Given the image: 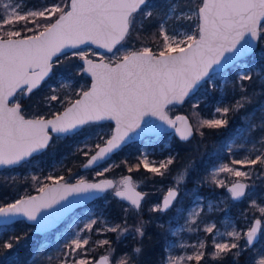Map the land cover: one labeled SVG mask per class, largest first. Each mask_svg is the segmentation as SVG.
Listing matches in <instances>:
<instances>
[{
	"label": "snow or ice",
	"instance_id": "snow-or-ice-1",
	"mask_svg": "<svg viewBox=\"0 0 264 264\" xmlns=\"http://www.w3.org/2000/svg\"><path fill=\"white\" fill-rule=\"evenodd\" d=\"M168 2L170 6L164 14L165 19L172 18L179 7V0L176 3L171 0ZM0 8L3 9L0 12V165L4 166L20 164L33 153L45 149L51 139L49 129L53 133L69 134L94 121L115 120L116 127L109 138L98 137L103 146L97 143L94 154L90 155L93 149L87 142L82 148H77L78 152L88 157L87 163L82 165L84 168L109 158L129 138L130 132L140 128L141 121L146 116L158 117L174 128L182 140H187L193 134V128L187 118L177 116L175 120L171 119L165 111L166 107L183 102L198 83L208 77L213 65L221 63L226 52L237 50V45L244 41L238 50L244 55L253 49L254 43L264 35V0H199V3L186 5L185 11L176 16V19H198L197 26L191 33L174 29L170 35L162 22L159 26L161 43L158 45V51H153L150 47L126 50L119 55L114 53L113 60L105 63L103 57L99 62L89 59L91 49L85 51L80 46L87 43L96 44L108 52H113L118 45L122 47V42L134 28L143 27L142 19L152 17L149 0H61V3H53L42 10H23V14L24 5L21 0H0ZM137 15L141 16V21L137 20ZM38 18L49 22L38 23ZM53 18L54 22H50ZM29 24H32V27H29ZM22 32L32 34L23 35ZM66 49L71 50L70 55ZM61 57L68 60L79 58L82 65L76 69V74L89 75L91 86L87 90L81 86L79 98L74 101L67 96L61 98L55 94L57 89H51L54 94L46 96L44 103L48 107H51L54 101L62 105L66 103L68 106L63 112L52 113L51 118L41 115L26 119L21 114V105L10 104L9 98H15L18 94H31L53 71L54 63L62 62ZM251 79L252 75L247 69L238 75L239 81ZM60 87L66 88L68 84L62 82ZM246 101L250 102L247 96H242L232 109L217 108L216 113L227 114L229 111L239 110L244 107ZM177 122H180L182 127H178ZM227 123L226 118L203 119L199 121V126L218 129ZM260 126L264 127V122ZM255 127L256 125H250L252 129ZM200 134L203 135L202 132ZM155 163L144 155L135 167L138 170L143 165L148 172L163 176L173 160L169 158L161 161L158 167L153 166ZM258 163L264 165V152L256 155L255 159L233 161V164L241 166H253ZM131 171L129 168V172ZM217 172H229L235 177H250L248 171L228 165L220 167ZM183 178V174L177 177V183ZM36 179L37 177L33 176V180ZM213 179L215 180V175ZM59 180H63V177ZM217 183L222 185L223 181ZM137 187L138 184L131 176H124L118 182L107 179L98 183H90L84 179L78 180L76 184L57 182L52 186H42L38 196L22 198L6 207H0V216L22 214L27 220L35 221L41 209L51 208L72 193L104 192L107 189H113L115 197L128 201L131 207L138 211L146 193L137 191ZM250 187L252 186L237 180L228 191L233 199H240ZM176 196L177 190L169 189L162 204L154 205L151 210H167ZM251 207L264 215V207L258 205L256 200L251 201ZM198 215V210L192 213L193 223ZM98 222L102 223L103 227L96 228V232L124 234L129 231L126 221L124 226L119 223L109 226L107 221L89 219L73 238L65 242L60 256L57 257L58 264H109L113 251L109 240L95 242L98 247L109 245V254L101 256L98 261L81 256H86V246L89 245L90 238L87 235L81 236L80 233H91ZM141 225L135 227V232L142 237L144 232ZM215 228L213 223L206 225L204 231L212 233ZM261 230L260 218L255 219L243 233L233 226L231 231L221 234L220 237L221 240L225 236L229 237L232 242H217L213 238L214 251L211 253V259L217 260L233 249L237 250L235 255L238 256L241 238L245 240L244 247L247 248L253 245ZM19 239L20 237H15L16 241ZM3 247L11 249L13 243L5 242ZM192 247L196 249L192 255L169 256L167 264H185V261L192 260L199 264L205 255L203 249L206 245L201 240ZM133 251L139 253L140 249ZM118 264H127V255L122 257ZM259 264H264V259H261Z\"/></svg>",
	"mask_w": 264,
	"mask_h": 264
},
{
	"label": "trees",
	"instance_id": "trees-1",
	"mask_svg": "<svg viewBox=\"0 0 264 264\" xmlns=\"http://www.w3.org/2000/svg\"><path fill=\"white\" fill-rule=\"evenodd\" d=\"M31 1L42 4H50L56 1L61 2V0ZM192 1L199 3V0ZM35 4L37 5V3ZM161 5L162 0H149V6H152L153 11L152 17L142 19L140 15H137L138 21L142 19L143 27L134 28L125 41H123L124 45L131 46L135 50L146 46L152 48L153 51L159 50L158 45L161 43L159 26L165 14L161 9ZM53 21L54 18L50 22ZM37 22L44 24L49 21L38 18ZM28 26L32 27V24ZM22 34L30 35L32 33L22 32ZM241 61L248 62L247 70L252 75L251 80L239 81L238 75L232 72L225 80V83L218 80V83L213 84L207 80L184 103L169 106V111L172 114L182 112L189 116L194 127V135L189 140H181L175 134L173 135L172 145L166 148L163 154L173 156L174 160L172 166L164 171L163 176L148 172L144 169L143 165L138 170L136 169L135 165L143 158L141 140H135L126 144L100 166L109 164L106 173L114 178L128 173L132 174L134 179L144 180L148 178L149 181L147 184H144V187L149 190L148 193L155 194L160 187L174 183V172L176 171L174 164L180 162L187 168L188 175L185 179V184L190 192L193 193L195 186L198 184L206 187L207 183L212 182L210 166L228 161L231 151H229L227 143L239 137V131L242 127L249 129L250 125H256L254 129L250 128L252 129L250 136H254L255 138L264 137V127L260 126L264 122V35L260 36L256 49L251 54L242 58ZM60 69L54 63L53 72L58 73ZM65 71L68 72L69 70ZM79 76L81 80H84L85 84L83 86L84 90H86L90 86L91 79L87 75ZM51 79L53 78L50 76L31 94L19 95L18 100L21 105V111L25 116L36 117L42 115L50 117L52 113L60 112L67 106L66 103L62 105L56 101L52 102L51 107H48L44 103V98L53 93L51 85L56 83ZM76 90L77 82L69 93L64 94L63 92H59L58 95L61 98L67 96L73 101L79 97ZM242 96H247L250 102H244V107L239 110H232L227 114L221 115L222 118H226L228 121L226 126L218 129L199 126L200 120L216 117V112L214 111L216 107H229L232 109L236 102L241 100ZM110 125L112 126L110 121L96 124L89 123L75 134L60 138L53 136L50 145L45 151L33 156L20 166L0 170V206L14 202L22 194H31L38 191L41 185L44 184L45 186L49 182L54 181L57 176L63 178L69 177L70 180H76L94 175L100 166L83 170L82 165L88 157H85L82 152H78L77 148H82L84 143L87 142L89 147L93 149L90 152L91 155L95 151L97 143L103 144L98 139V137L104 134L102 132L99 133L101 127ZM113 127L107 135L108 138L112 134ZM198 128L199 131H197ZM201 132L203 135L200 134ZM104 138L106 139V137ZM258 144L262 145L261 149L264 148V141H260ZM129 168L132 169L131 172H129ZM263 168L264 166L261 167L260 171ZM33 176L37 177V179L33 180ZM48 177H52L53 179H48ZM107 193L77 209H82L85 206H94L97 209V214L106 217L111 223L122 225L125 221H128L129 224L127 226L131 228L128 232H135V227L141 225V222H143L141 226L145 234L142 236L141 241L137 239L136 232L128 233L127 236L117 239V236L113 232L95 233V225V228L90 233V243L86 246L87 249L91 248L90 252L86 254L89 256V259L95 260L102 254L108 255L109 245H104L106 246L104 249V246H96L95 242L98 240H109L111 242L110 247L113 250L111 254L113 257L118 258L117 261L127 255L128 264H161V256L164 253L163 243L168 239V236L167 238L165 236V238L162 237L166 233L163 229V221L159 219V221H162L159 222L157 219L152 218L156 212L149 214V211H145V214L142 216H135L131 221V218L126 215V212H130L128 210L129 205L118 197L107 195ZM187 206L188 204H185L184 208ZM9 226L11 230L5 231L0 237V264H38V252L41 248V240L39 241V239H42L43 236L34 232V226L24 220L16 221L9 224ZM133 234L135 235L132 237ZM15 237H20L19 241H16ZM5 242L13 243V248H4L3 244ZM262 242H264V231L261 233L258 244L260 245ZM115 244L118 246L116 247ZM121 245L124 246L120 249ZM136 245L140 249L139 253L133 251ZM159 245H162V247L161 251L157 253ZM247 249L249 250L250 248ZM247 249L244 253H247ZM155 255L159 260L153 258ZM255 255L251 253L247 257L241 253L232 258L231 261V258L227 254L217 260H213L211 256H208L203 261V264H252L250 260H253Z\"/></svg>",
	"mask_w": 264,
	"mask_h": 264
},
{
	"label": "rangeland",
	"instance_id": "rangeland-1",
	"mask_svg": "<svg viewBox=\"0 0 264 264\" xmlns=\"http://www.w3.org/2000/svg\"><path fill=\"white\" fill-rule=\"evenodd\" d=\"M21 2L24 5V9H22V14H23V10L26 9L42 10L44 7L53 4V3L42 4L40 2H35L37 3L36 5L31 0H21ZM171 2L176 3L177 0H171ZM54 3H61V2L56 1ZM193 3L194 1L192 0H179V7L177 9L176 14L170 19H165L163 17L162 22L164 23V26L170 35L173 34L174 29L177 31H188L189 33H191V30L196 28L198 23L197 18H193L191 20L184 18L176 19V16H179L180 12L185 11L186 5H191ZM169 6L170 5L168 0H162L161 9L164 13H167ZM2 11L3 9L0 8V12ZM122 45H123L122 47L118 45L117 48L113 50V52H109V53H103L93 47H85L82 49L85 51L91 49V51L89 52V57H93L96 59L103 57V59H106L111 62L114 58V53L115 55H119L120 52L126 50H131V51L135 50L131 46L124 45V42H122ZM181 46L183 47L184 45ZM117 49H119V51ZM92 53H98L99 55H92ZM61 61L62 62L60 64H57L58 67L61 68L60 71L58 73L54 71L51 75V77L53 78L51 80L57 83V84L56 83L52 84L51 88L52 89L55 88L58 90L57 93L55 94H58L59 92L60 93L63 92L64 94H66L71 91V88L77 82L76 92L78 93L81 86L85 84L84 80L83 79L81 80L80 76L76 74V69L82 65V61H80L79 58L76 57H73L71 60H68L67 58L64 57L61 59ZM247 64H248L247 61L240 60L238 63H236L235 66L230 68V70L217 72L213 74L208 80L213 84L218 83V80L225 83L226 82L225 80L230 76L232 72H235L237 75H239L241 71L247 69L248 67ZM65 70H69V71L67 72ZM62 82L67 83L68 87L62 89L60 87ZM18 97L19 94L15 97L14 101L19 103ZM217 108L220 107H216L214 110L215 112ZM221 115L223 114L216 113L215 118H222ZM113 126L114 123H112V126L111 125L103 126L101 127L99 133L101 132L104 133L101 136H104L107 139L108 138L107 135L111 132ZM239 133L240 134L238 138H236L233 141H230V143L229 142L227 143L228 148L231 149L230 157L228 161L221 162L215 165L212 164L210 166V172L212 174L211 175L212 182L207 183L206 187H202V184H198V185L195 184L196 186L194 188L193 193L190 192L189 189H187V185L185 184V179L188 175L187 168L183 166V164L180 162H176L174 164L176 170V171L174 170L175 171L174 183L160 187L157 190V193L155 194L148 193L149 190L146 189V187H144V184H147L149 181L148 178H145L144 180L134 179V182L138 184V187L146 192V197L138 211L132 208L130 203L125 201L129 205L128 210H130V212L129 211L126 212L127 213L126 215L127 217H130L132 221V219H134L135 216L144 215L145 211H149L150 212L149 214H153L154 212H156L154 213L152 218H154L155 220L157 219V221H159V219L163 221V229L164 232L166 233L163 236L160 234V232L159 234L162 237L165 236L166 238L168 236V239H166L165 242L163 243L164 253L161 256V260H160L161 264H167V260L169 256L176 257V256L192 255L196 251V249L192 246L198 244V242L201 240L204 241L206 245L205 249H203L205 255L203 259L199 262V264H203V261H205L208 258V256H211V253L214 251L213 238H215L217 242L230 243L232 242L231 238L225 236L224 239L221 240L220 239L221 234L226 233L227 231H231L233 226L236 228L237 231H240L242 233L246 232L256 218L262 219L261 233L264 231V215H262L257 209L251 207L252 200H256L258 205L264 207V173H263L264 168L260 171L261 167H263L264 165H260L259 163L253 166H249V165L241 166V165L233 164L234 160H240L245 158L255 159L256 155L260 154L261 152H264V148L261 149L262 145L258 144L260 141H264V137L261 138L260 137L255 138L254 136H253L254 138L251 137L250 134L252 133V129L250 128L248 129L246 127H242ZM173 135H174L173 133H166L159 136H148L143 140H141L142 154L143 156L147 155L149 161L156 162L153 166L158 167L159 162L166 161L169 158L174 160L173 156H166L163 154L165 149L172 145ZM187 145H192V144H187ZM224 165H228L229 167H233V168H239L242 171H248L250 173V177L248 178L235 177L232 173L229 172H217V170ZM108 166L109 164H106L105 166H100L98 168L99 170L95 172V174L92 175L91 177L86 176L80 179L87 178V179L97 180L101 177L109 176V174H107L106 171H104L105 169H107ZM170 166H172V164H170L168 168H170ZM100 172H102L103 175L96 174ZM182 174L184 178L178 184L177 177H179ZM124 175L116 177L115 178L116 181L118 182L122 177H124ZM214 175H215V180L213 179ZM59 178H60L59 176L55 177L54 181L59 180ZM63 180L69 181L70 178L66 177L63 178ZM237 180L245 181L248 185L252 186L248 188L246 196L241 201H235L231 197V194L227 188V186L230 183H233ZM217 181H223V184L221 185L217 183ZM42 186H44V184L41 185L39 189ZM170 188H175L179 191L178 197L175 200L174 204L168 210H165L163 212L152 211L151 209L153 208L154 205L161 204L162 197L166 194V192ZM113 191H114L113 189L108 191L107 195H114ZM24 195H28V194H22V196ZM185 204H188V206L184 208ZM197 210L199 211V215L195 218V222L193 223L191 220V215L194 211ZM89 219H97L98 221H107L109 223V226L114 225V223H111L106 217L97 214V209L94 206H85L82 209L79 210L77 209L73 214L68 216L54 230L49 231L48 233L46 232L44 234H41L43 238L39 239V241L41 240L40 241L41 248L39 249L38 252V261H37L38 264H58L57 257L60 256L61 250L63 249V245L65 244V242L73 238L74 234L78 232L81 228H83L84 223L87 222ZM213 223L216 225V228L213 230V232L212 233L205 232L204 231L205 226ZM126 224L127 225L129 224L128 221L126 222ZM122 226H124V223L122 224ZM100 227H103V224L98 222L96 228H100ZM128 228L129 230L131 229L130 227ZM189 229L192 230L190 231ZM9 230H11L9 224L0 226V237L4 234L5 231H9ZM95 233H103V232L95 231ZM128 233H135V232H126L124 234L115 233V236H117V239H120L121 237L127 236ZM80 234L81 236L87 235L90 238V233L82 232ZM134 235L135 234H133L132 237ZM136 235L138 236L137 239H140L141 241L143 237L139 236L138 234ZM258 242L253 246L247 247L250 248L248 250L247 248L244 247L245 240L241 238V240L239 241V244L241 245L240 254L243 253L247 257L250 256L251 253L256 254L253 260H250V263L252 264H259V261L261 259H264V242L260 243V245L258 244ZM115 245L116 247L118 246L117 244ZM123 246L124 245H121L119 248L121 249V247ZM159 247L157 253L161 251L162 245H159ZM105 248L106 246H104V249ZM136 248L139 247L136 245ZM90 249L91 248L87 249V252H90ZM246 249L248 251L247 253H244ZM236 252L237 250L233 249L231 252L227 253V256L229 255V257L231 258L230 261L232 260V258L236 257L235 255ZM81 256L83 258L89 259L88 255L84 256L83 254H81ZM153 258L159 260V258L156 257V255ZM117 259L118 258L113 257L112 254L110 255V260L112 262L118 263ZM185 264H197V262L195 260L185 261Z\"/></svg>",
	"mask_w": 264,
	"mask_h": 264
},
{
	"label": "water",
	"instance_id": "water-1",
	"mask_svg": "<svg viewBox=\"0 0 264 264\" xmlns=\"http://www.w3.org/2000/svg\"><path fill=\"white\" fill-rule=\"evenodd\" d=\"M54 22V21H53ZM247 39V37H246ZM258 41L259 39L254 43V46H253V49H250L249 52L245 53L244 55H241L240 52L238 51L241 47V45L244 43V41H241V45H237V50H233V52H226L224 57L221 59V63L219 65H213V68L209 70V75L208 77H205L203 80H201L197 87L194 88L187 97L184 98L183 102L181 103H178V104H182L185 102V100L187 98H189L191 95H193L200 86H202V84L204 82H206L213 74L217 73V72H222V71H226V70H229L230 68H232L233 66L236 65V63H238L242 58H244L245 56L251 54L257 47L258 45ZM85 47H93L103 53H109L107 51V49L105 48H102V47H99L98 45L96 44H91V43H87V44H84V45H81L80 48H85ZM114 50V49H113ZM66 52L70 53L71 50L69 49H66L65 50ZM89 59H93L97 62L100 61L101 58L99 59H96V58H93V57H88ZM55 57L53 58V60L55 61ZM105 63H109L110 61L106 60V59H103ZM54 69V67H53ZM53 71L49 74L48 77L45 78L44 81L41 82L40 86L52 75ZM88 77H90L89 75H87ZM91 79V77H90ZM92 82V81H91ZM91 82H90V86H91ZM39 86V87H40ZM89 86V87H90ZM38 87V88H39ZM88 89V88H87ZM86 89V90H87ZM35 90V89H34ZM33 90V91H34ZM79 97H77L76 99H78ZM15 98H9L10 100V104L11 103H18L16 101H14ZM75 99V100H76ZM74 101V100H73ZM68 106V105H67ZM66 106V107H67ZM169 106L168 105L165 109L167 115L175 120V118L177 116H184L187 118V121L188 123L192 126L193 128V134L187 139H191L194 135V127H193V124L191 123L190 121V118L187 114L185 113H176V114H172L170 111H169ZM64 110V109H63ZM60 111V112H63ZM21 114L24 115L21 111ZM25 116V115H24ZM26 119H32V118H35V117H27L25 116ZM46 118H51L50 117H46ZM107 121H110L112 123H114V127H113V131H112V134L113 132L115 131V127H116V123H115V120H103V121H94V122H89V123H103V122H107ZM87 123V124H89ZM85 124V125H87ZM85 125H82L79 129L75 130L73 133H69V134H58V133H53L51 131V129H49V135L51 137L49 143H48V146L50 145L51 141H52V137L53 136H57V137H64V136H68V135H72V134H75L77 132H79ZM177 126L178 127H182V124L180 122H177ZM166 133H173L175 134L177 137H180V134L176 132V130L174 128H172L171 126L165 124L163 121L159 120L158 117H155V116H146L144 118L143 121H141V126L140 128L136 129L135 132H130L129 133V138H127L125 140L124 143L121 144L120 148H118L117 150H115L109 158H107L106 160L104 161H101L99 163H97L96 165H93L91 167H88V168H84L82 167L83 170H89V169H92V168H96L98 166H100L101 164H103L104 162H106L107 160H109L114 153H116L117 151H119L121 148H123L126 144L132 142V141H135V140H143L144 138L148 137V136H159V135H163V134H166ZM111 134V135H112ZM110 135V136H111ZM182 140V139H181ZM47 146V147H48ZM101 146H103V144H101ZM47 147L45 149H42L40 150L39 152H36V153H33V155L29 158H27L26 161H28L30 158H32L33 156L37 155V154H40L41 152L45 151L47 149ZM94 154V152L92 153ZM91 154V155H92ZM88 159V158H87ZM24 161V162H26ZM24 162H21L20 164H16V165H8V166H4V165H0V170L1 169H4V168H12V167H16V166H20L22 163ZM87 163V160L84 162V164ZM83 164V165H84ZM124 176H131L133 181H134V178L132 176V174H126ZM84 179V178H83ZM112 180L114 182H117L116 179L112 176H105V177H101L97 180H93V179H84L90 183H98L99 181L101 180ZM80 180V179H77V180H56V181H53V182H50L48 184H46L45 186H52L54 185L55 183L59 182L61 184L63 183H67V184H76V182ZM240 182L242 183H245L247 184L245 181H241L239 180ZM236 182V181H235ZM233 182V183H235ZM233 183H230L227 188L229 189L231 187V185ZM112 189H107L105 190L104 192H89V193H72L70 195H68L65 199L63 200H59V202L57 204H54L51 208H43L41 209L40 213L37 214V219L35 221H29L27 220V218L25 216H23L22 214H16L15 216H11V217H2L0 216V226L2 225H7V224H12L16 221H19V220H24L26 221L27 223L31 224L34 226V232L38 233V234H44L46 232H49V231H52L54 230L56 227H58L68 216H70L71 214H73L77 208L81 207V206H84L86 205L87 203L89 202H92L93 200L105 195L108 191H110ZM137 191L139 192H142V193H145L143 190H141L139 187H137L136 189ZM177 190V189H176ZM248 189H246V193H247ZM168 193V192H167ZM166 193V195H167ZM40 193L39 191L37 192H34V193H31V194H28V195H24V196H21L20 198H18L17 200L19 199H22V198H27L29 196H38ZM165 195V196H166ZM164 196V197H165ZM177 196H178V190H177ZM177 196L175 197V199L173 200L172 204L170 205V207L174 204ZM246 196V195H245ZM244 196V197H245ZM163 197V199H164ZM244 197L240 198V199H234L235 201H241L244 199ZM119 198V197H118ZM120 200H122L121 198H119ZM163 199H162V202H163ZM16 200V201H17ZM123 201H126V200H123ZM128 202V201H126ZM143 200L141 201V204H142ZM12 203H15L12 202ZM10 203V204H12ZM129 203V202H128ZM8 204L6 205H3L1 207H6ZM169 207V208H170ZM168 208V209H169ZM257 219V218H256ZM254 222V221H253ZM260 237H261V231L258 233V236L256 238V240L254 241L253 245L256 244L259 240H260ZM106 254H102L100 255L98 258H96L94 261H98L99 258L101 256H104ZM109 264H118V263H114L110 260ZM128 264V263H127Z\"/></svg>",
	"mask_w": 264,
	"mask_h": 264
},
{
	"label": "flooded vegetation",
	"instance_id": "flooded-vegetation-1",
	"mask_svg": "<svg viewBox=\"0 0 264 264\" xmlns=\"http://www.w3.org/2000/svg\"><path fill=\"white\" fill-rule=\"evenodd\" d=\"M170 189H171V188H170ZM167 192H168V191H167ZM167 192H166V193H167ZM178 194H179V191H178ZM165 195H166V194H165ZM165 195H164V196H165ZM164 196H163V197H164ZM163 197H162V199H163ZM177 197H178V196H177ZM162 199H161V204H162ZM176 199H177V198H176ZM167 210H168V209H167Z\"/></svg>",
	"mask_w": 264,
	"mask_h": 264
},
{
	"label": "bare ground",
	"instance_id": "bare-ground-1",
	"mask_svg": "<svg viewBox=\"0 0 264 264\" xmlns=\"http://www.w3.org/2000/svg\"><path fill=\"white\" fill-rule=\"evenodd\" d=\"M145 192V191H144ZM146 193V192H145ZM145 197H146V195H145ZM145 197H144V199H145ZM144 199H143V201H144ZM143 203V202H142Z\"/></svg>",
	"mask_w": 264,
	"mask_h": 264
}]
</instances>
